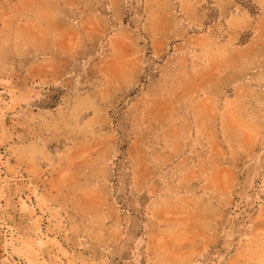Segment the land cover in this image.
Masks as SVG:
<instances>
[{
  "label": "rangeland",
  "instance_id": "374dc122",
  "mask_svg": "<svg viewBox=\"0 0 264 264\" xmlns=\"http://www.w3.org/2000/svg\"><path fill=\"white\" fill-rule=\"evenodd\" d=\"M0 264H264V0H0Z\"/></svg>",
  "mask_w": 264,
  "mask_h": 264
}]
</instances>
